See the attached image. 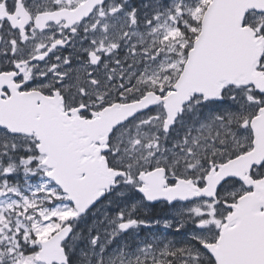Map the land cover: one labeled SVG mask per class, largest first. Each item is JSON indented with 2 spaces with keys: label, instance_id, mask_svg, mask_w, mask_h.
<instances>
[{
  "label": "snow or ice",
  "instance_id": "obj_1",
  "mask_svg": "<svg viewBox=\"0 0 264 264\" xmlns=\"http://www.w3.org/2000/svg\"><path fill=\"white\" fill-rule=\"evenodd\" d=\"M0 264H264V0H0Z\"/></svg>",
  "mask_w": 264,
  "mask_h": 264
}]
</instances>
